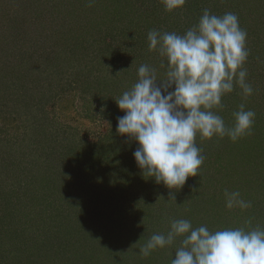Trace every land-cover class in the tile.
<instances>
[{
	"label": "rangeland",
	"instance_id": "rangeland-1",
	"mask_svg": "<svg viewBox=\"0 0 264 264\" xmlns=\"http://www.w3.org/2000/svg\"><path fill=\"white\" fill-rule=\"evenodd\" d=\"M118 7L123 12L117 22L118 30L121 27L126 30L123 33L126 36L121 37L119 44L114 38L116 26L110 27L109 21L111 11L115 12ZM205 9L216 15L232 12L238 16L240 27L247 32L249 56L244 68L248 73L247 81L254 90L245 98L239 87H234V91L222 99L224 108L214 111L223 117L226 125L232 126V113L243 103L245 110L256 113L255 122L252 134L236 142L227 137L202 139L198 134L196 146L205 157L199 175L189 177L179 190H169L162 183L156 184L153 178L142 176L133 158L137 145L116 131L117 119L124 113L115 101L135 83L141 64L155 67L158 78L164 76L166 69L161 67L164 58L149 51V31L183 34L197 23ZM124 10L138 27H130L124 21ZM149 21L150 25L147 24ZM126 41L129 48H133L132 60ZM109 44L115 45L116 53H121V57H127L129 61L121 60V63L125 62V68H116L118 61H111L113 54H94V47L102 48L105 53ZM87 79H94V84H99L86 92L81 83ZM261 136L264 137V0H187L182 9L173 12L165 11L161 0H94L91 6L89 0H0V213H4V206L8 207L7 211H14L13 219L6 216L0 220L3 227L7 223L13 228H21L24 219L27 230L35 229L39 224V219L27 211L35 209L37 203V209L45 211L40 197L41 184L28 195L29 206L24 208L28 216L21 214L18 208L22 205L25 183L41 175L39 165L44 157L48 166L53 167L58 161L65 163V167L61 165L64 167L61 172L65 178H72L74 189L78 180L68 171L72 164L82 162L84 152H87L85 170L92 173L88 178L87 187L90 188L87 193L94 198L89 204L91 219L100 224V228L96 232L99 235L86 232L85 241L92 240L94 247L91 246L87 253L83 250L78 264H122L131 253L132 258L140 256L141 244H145L149 236L166 233L169 219H178V215L190 219L189 213L194 207L188 206L198 203L201 195L204 198L209 192L222 193L227 190V184L244 198V186L239 183L241 176L250 174L252 177L253 183L246 185L251 195L258 197L248 200L255 206L253 209L262 205L264 208V167L252 166L254 159L258 161L264 157V151L242 161L252 155L248 152L249 145L259 143ZM108 158L112 161L105 162ZM254 178L262 185L257 186ZM151 191L155 196L146 198V193ZM173 197L175 201L171 199ZM208 198L211 197L205 200ZM205 200L203 205L206 206L209 203ZM118 202L126 205L119 207ZM219 204L221 200L217 197L206 210ZM226 210L224 217L229 219L230 212ZM240 214L235 216L238 222L242 219ZM254 214L259 225L264 227V210L262 215L257 211ZM194 217L190 220L196 227L207 225L213 230L215 226L221 228L224 225L219 219L214 224L207 223L202 214ZM256 225L253 222L252 226ZM77 233L76 239L80 231ZM38 234L42 240L47 239L42 231ZM120 245L124 250L114 251ZM135 245L139 249L131 252ZM27 247L32 252L29 245ZM163 250L168 254L173 251L171 256L174 255L173 247L157 249L153 251L155 256H151L150 264H168L161 255ZM24 255L16 247L8 258L0 259V264H26ZM29 256L31 264H38L43 258L28 253L27 260Z\"/></svg>",
	"mask_w": 264,
	"mask_h": 264
},
{
	"label": "clouds",
	"instance_id": "clouds-1",
	"mask_svg": "<svg viewBox=\"0 0 264 264\" xmlns=\"http://www.w3.org/2000/svg\"><path fill=\"white\" fill-rule=\"evenodd\" d=\"M161 2L165 11L173 12L187 0ZM92 3L89 0V6ZM246 39L236 14L216 15L208 9L183 34L149 31V51L164 58V76L158 78L155 67L141 64L135 83L115 101L124 113L117 119L116 131L137 145L133 158L143 177L179 190L189 177L199 175L204 162L195 142L198 134L202 139L227 137L232 142L252 134L256 113L245 110L243 103L232 113V126L214 111L224 108L222 99L234 87L245 98L253 94L244 68L249 56ZM224 198L229 210L252 207L239 191L225 190ZM168 225L166 233L148 238L139 255L148 257L157 249L174 247L171 264H264V227H253L251 219L243 226L214 231L184 218L169 219Z\"/></svg>",
	"mask_w": 264,
	"mask_h": 264
},
{
	"label": "trees",
	"instance_id": "trees-1",
	"mask_svg": "<svg viewBox=\"0 0 264 264\" xmlns=\"http://www.w3.org/2000/svg\"><path fill=\"white\" fill-rule=\"evenodd\" d=\"M248 2H253V0H248ZM107 7H108V2L105 4V8H107ZM107 10H109V9H107ZM105 11H106V9H104V13L106 15H109L108 12H105ZM121 11H122V8H120V7L115 8V12L111 11L112 15H110L111 19L109 20L110 21V27L116 26L115 29L117 30V32H115L116 35L114 36V38L118 41V44L120 41H122L121 37L126 36V33L123 34L126 30L122 29V27L118 30L119 23H117V22H119V18H121L120 16H123V14H122L123 12L121 13ZM124 13H125V10H124ZM125 15L126 16L124 17V21L127 22L128 25H130V27H138V25L132 21V18L129 17V12L125 13ZM116 23L118 25H115ZM147 24L150 25L151 21L147 22ZM124 25L126 26L127 24H124ZM129 37L131 38V35H129ZM130 44H133V43L131 42ZM88 45L90 46V44H88ZM89 46H87V47H89ZM126 46L128 48L127 50H129V53H130L129 58L132 60L133 48H129V42H127V41H126ZM130 50H131V52H130ZM93 51H94V54H98V56H104V54L105 55L106 54H109V55L113 54L114 57L111 56V61L114 63H115V60L118 61L117 62L118 64H116L117 69L121 68V66L122 67L124 66V68H125V65H126L125 62L129 61L127 59V57H125L126 59L124 57H121V53H116V52H118V49L115 48V45H112V46L110 44L108 46L106 45L105 53H104V50L102 48L100 49V47H94ZM124 59H125V62L121 63V60L123 61ZM97 61H98V57H97ZM249 75H251L250 72H249ZM88 80L89 79L85 80L87 82L82 81V83H81L84 86V87H82V89H84V91H86V92H87V89H89L90 87L93 88L99 84V83L94 84L95 83L94 79H91L89 81ZM93 84H94V86H93ZM260 116H262V115H258V117H260ZM258 121H260V120H258ZM263 151H264V137H262L260 139L259 143H257V144L252 143L251 145H249V151L248 152L251 153L252 155H250L246 158L243 157L245 159H243L242 161H246L248 158L252 159L251 157H254L255 155H259ZM81 152H83V151H81ZM248 152H246V153H248ZM84 154H85V156H84L85 159L82 162H80L79 164L78 163L72 164L73 167L69 171H68V169L65 170V172L68 171L69 173L76 175V179L78 180V185L76 184L74 189L72 188L73 187V184H72L73 182L71 181L72 178L71 179H69L70 177L65 178L61 172L62 171L61 169L66 166L65 163L62 161H60V162L58 161L59 164H58V162H56L57 165L54 166L52 164L53 165V167H52V166H48V164L46 165V163L44 162L45 157L43 158V160L41 161L42 163L40 162V165H39V171L40 172H38L39 174L41 173V175H37V178H34L33 180H31L28 183V184H30L29 187H28V184L25 183L26 190L25 189H24L25 191L23 190L24 196L21 199L22 205L18 209L20 210L19 212L21 214H24V215L26 214L24 208L29 206L28 202H29L30 198H28V195H29V193L36 191L38 185L41 184V188H43V190L41 192L40 197L43 199L42 203H44L45 211L37 209L38 203L34 204L35 209L31 208V211H27V212H30V214L33 213V215L39 219V224L36 225V228L33 230L32 229L27 230V226H25V224H26L25 219H24V221H21V223L23 225V227H21V228H19V227L13 228L11 225H9L7 223L4 227H3V225H0V259L1 258H8V254L10 252L12 253L13 249L18 247V250L23 251V253H25L24 256H26V259H25L26 264H31V262H32L30 256L28 257V260H27L28 253H30L31 255H34L36 258L43 256L44 259L43 258L41 260L39 259L38 264H78L80 256L82 255L81 253L83 252V250H85V252L87 253V251H89L91 246L94 247L93 243L91 242L92 240H90L89 242H86L84 239L87 231H88V233H91L93 235H99L96 232H98L97 230H99V228H100V224L96 223L95 221H92V219H91L92 218V211L90 209L89 204H90V201H92L94 198L90 197L89 193H87L88 192L87 189L90 188V187H87V185L89 183L88 178L90 177V175L92 173L85 170L86 165L88 164V160H86V159H88V157H86L87 152H84ZM82 159H79V161ZM104 161L110 162V161H112V159L108 158V159H105ZM69 163H71V162H69ZM252 164H253L252 166L260 165L261 168L264 167V157H262L258 161H255V159H254L252 161ZM61 165L62 166L65 165V166L61 167ZM257 169H260V168H257ZM11 170H14V169L12 168ZM263 171L264 170L262 168V173H263ZM88 173H90V174H88ZM97 173L101 174L99 172H97ZM118 174H120V173H118ZM122 174H124V173H122ZM42 175H44V176H42ZM75 175H73V176H75ZM98 176H96V178L98 180H100L98 178ZM94 177H95V175H94ZM101 178H103V177H101ZM254 180H255V178H254ZM249 182H252V177L250 176V174H247L245 176H241L239 183L244 186V187H242V186L241 187L243 188L242 191H243V195H244L245 200H249L250 198H258L256 195H253V194L251 195V192H249V190H247L246 184H248ZM256 182H257L256 183L257 186L262 185L261 183H259V181H256ZM101 183H103V182L101 181ZM225 185H226V189L228 191H237L236 189L232 190L230 187H227V184H225ZM249 185L252 186L251 183ZM229 186H231L230 182H229ZM79 187H80V189H79ZM232 188H233V186H232ZM224 192H225V190H222V193H219V194L216 192H212L210 194V192H209V195L207 197L210 196L211 198H208L207 200H205V198H207V197L203 198V196L201 195V198H199L198 203L193 202L192 205L188 206L191 208L194 207L192 213L190 210V213H189L190 219L193 218V220H194L196 218V217H194L195 215L202 214L205 216L207 223L214 224L216 222V220H218V219L224 221V225L221 226V228L243 226L244 222L246 220H249V219H251L252 225H253V222H255V225H256L257 219H256L255 214L253 215V212L257 211L258 215H262L263 210H264L263 205L261 207L259 206L256 209H253L255 206H252L250 209L243 210V211H241L240 209H232V210L227 209L230 212L229 217L231 216L230 217L231 219L230 218L228 219V218L224 217L226 215V213H225V209H226L225 199L222 198V197H224ZM84 193H87L88 196L83 195ZM121 194H122V192H121ZM154 196L155 195L152 191L150 192V194L148 192L146 193V198H148V197L153 198ZM217 197L219 198V200H221V204H219L220 206H218L216 208L213 206L211 208V210H206V207H209L211 204H213V203H215V201H217ZM123 198H124V202L127 203L125 201L126 195H124ZM87 199H88V201H87ZM183 199H185V198H183ZM204 200L209 204L206 206L203 205ZM118 203H119V207H121L122 205L125 204V203H121V202H118ZM221 205H223V206H221ZM4 207H5L4 213L3 212L0 213V220H2L3 218H6V216H10L9 220L13 219L14 218V211H12V209L7 211L8 207L7 206H4ZM239 213H241L240 215L242 216V219L239 220V222H238V221H236L235 216H237ZM26 216H28V215L26 214ZM184 217H185V215H178V218H184ZM186 218H184V219H186ZM262 218H264V217H262ZM217 222H219V221H217ZM257 224H259V222H257ZM216 228H217V226H215V229H213V230L220 229V227H218L217 229ZM26 231H28V232H26ZM40 231L43 232V235H46L47 239L42 240V238L38 234V232H40ZM78 231H80V236L76 239V235L78 234L77 233ZM31 233H32V236H31ZM75 233H76V235H75ZM30 236H31V238L29 239L28 237H30ZM144 237L146 238L148 236L144 235ZM15 239L22 246L17 245V242L15 241ZM84 242H86L87 244H85ZM28 245H29V248L32 249V252H29L28 247L26 248V246H28ZM141 245L143 246L144 244H141ZM23 246H25V247H23ZM177 246H178V242H177ZM137 249H139V247L136 248V245H135L134 249L131 252H134ZM117 250L123 251L124 249L120 245L114 251H117ZM35 252H37V253L41 252V254H36ZM172 253H173V251H170L168 254V253H166L165 250H163V254H161L162 257L166 258L168 264H171V259L174 258V255L171 256ZM131 255H133V253L129 254V257L126 260H123L122 264H125V263L126 264H150L151 262H149V261L152 260L151 256L152 255L155 256V254L153 252L148 257H143L140 255V256H138V258L137 257L132 258ZM169 256H171V257L169 258ZM152 264H154V263H152Z\"/></svg>",
	"mask_w": 264,
	"mask_h": 264
}]
</instances>
